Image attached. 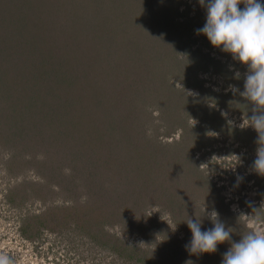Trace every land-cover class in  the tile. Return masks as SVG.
I'll return each mask as SVG.
<instances>
[{"label":"rangeland","instance_id":"rangeland-1","mask_svg":"<svg viewBox=\"0 0 264 264\" xmlns=\"http://www.w3.org/2000/svg\"><path fill=\"white\" fill-rule=\"evenodd\" d=\"M9 1L0 0V124L18 126L37 151L34 159L12 157L0 133V257L11 264H211V253L185 257L192 233L183 220L200 216L207 230L206 213L215 209L233 241L264 231V176L251 169L257 133L238 127L251 104L225 91L230 84L243 91L248 69L196 33L206 22L198 0H12L17 10ZM36 61L37 77L26 68ZM51 81L59 116L41 121L28 113L26 95ZM238 175L242 181L232 182ZM10 190L24 205L10 200ZM43 209L52 222L22 237L21 219ZM85 214L98 215L99 242L120 240L131 252L137 246L139 261L96 242ZM220 245L230 247L217 251Z\"/></svg>","mask_w":264,"mask_h":264},{"label":"clouds","instance_id":"clouds-1","mask_svg":"<svg viewBox=\"0 0 264 264\" xmlns=\"http://www.w3.org/2000/svg\"><path fill=\"white\" fill-rule=\"evenodd\" d=\"M198 2L206 9V22L202 28L195 30L196 33L206 35L214 47L230 53L233 60L247 66L243 91L232 84L228 85L225 91H231L233 95L239 94L251 104V115L244 117L238 127L241 130L251 127L257 133L256 159L251 169L256 174L264 176V2L262 0H198ZM241 4L244 5L243 8L239 7ZM234 75L236 79L241 76L239 71H235ZM187 95L198 94L189 92ZM222 115L227 114L222 112ZM242 179L243 177L237 176L238 182ZM206 215L213 227L203 231L200 216L196 215V219L188 217L183 220L192 233L190 242L185 245L190 254L215 253L218 244L229 242L230 247L223 253L221 264H264V231H249L241 235L238 242L233 241L232 231L226 228L215 209ZM0 264H11V261L6 257H0Z\"/></svg>","mask_w":264,"mask_h":264},{"label":"trees","instance_id":"trees-1","mask_svg":"<svg viewBox=\"0 0 264 264\" xmlns=\"http://www.w3.org/2000/svg\"><path fill=\"white\" fill-rule=\"evenodd\" d=\"M184 0H182V2H183ZM195 2V0H193V3ZM9 3H11V5L9 6V8H10V10H12V8H11V6H13V9L14 10H17L18 9V7L16 6L17 4L16 3H14V2H12V0H10L9 1ZM8 3V4H9ZM184 5H187L188 6V4H187V2H184L183 3ZM205 9V8H204ZM205 11H206V9H205ZM19 12V11H18ZM22 17H24L23 16V14H21V16H20V18H22ZM19 21H21L20 19H19ZM43 39H45V41H46V44L49 42L48 41V39H50V38H43ZM190 59H193V58H191L190 57ZM7 61V59H5V62ZM2 62V61H1ZM33 62V61H32ZM32 62H31V64H32ZM13 63H15V62H13ZM60 63L61 62H58V65H60ZM143 63H144V61H143ZM148 64H149V62H147ZM27 64L28 65H26V68L30 71V73H32V74H34L36 77L38 76V70H39V72L40 71H42V67H39V65L37 64V61L36 62H34L33 63V65L34 66H36V67H30L29 66V62H27ZM177 64L179 65H181V63H177L176 62V64H173V65H168L167 67H168V71H169V68H172L173 69V72L174 71H176L177 70ZM145 65V64H144ZM20 68H24L23 66H20ZM145 68H147L146 66H145ZM179 68V67H178ZM48 69V68H47ZM46 69V70H47ZM46 70H44V71H46ZM167 71V72H168ZM43 72V71H42ZM42 72H40V73H42ZM79 72V71H78ZM157 73V72H156ZM231 73V72H230ZM82 74H83V72H79L78 74H77V77H78V79L79 80H81L82 81ZM162 77V76H161ZM61 78H64V77H61ZM32 79H34V85L35 86H38L39 85V81H38V79L37 78H32ZM242 82V81H241ZM4 84L3 83H0V92H4L5 90H4ZM25 87V85H23V86H21V88H24ZM43 89H41V90H39L37 93H35L34 91H31L29 94H28V96L26 95V97H27V101H26V107H28L29 108V110H28V113H31V114H36V115H38V117H40V119H41V121L43 120V119H45V118H48L49 119V121H52V120H54L55 118L56 119H58V116L59 115H57V114H54L55 113V109H54V107H56V106H54V105H56L57 104V100H55V96L57 97V94H56V92H55V83L53 82V81H51L49 84H45V86H43L42 87ZM42 92H45L46 93V95L47 94H50L51 96L50 97H47V96H45V95H43L42 94ZM59 98V97H58ZM39 106V109H42V110H44L43 112H34V110H32V108L31 107H33V106ZM39 113V114H38ZM47 114H49V115H51L50 117H47ZM0 118H2V116L0 115ZM50 123H53V122H50ZM57 124V123H56ZM60 124H67V118H65V119H63V120H61L60 119V123H59V125ZM58 125V124H57ZM13 129H17V131H13ZM11 131H8L7 130V128H4V127H1V124H0V133L2 134V137L5 139V140H7L9 143H10V145H11V148L9 149V150H11V156L13 157V156H18L20 159H22L23 157H22V153H24V152H28L29 154H30V158L29 159H34L35 157H36V153H35V151H37L36 150V148H32V146H33V144H28L27 142H26V139H32L33 141H34V139L32 138V137H30V135L28 136V134H26V133H19L20 132V130L18 129V126H15L14 128H13ZM128 138H132L134 135L132 134V133H127V135H126ZM135 137V136H134ZM140 138H141V136H140ZM40 139V138H39ZM134 139V138H133ZM142 139V138H141ZM22 140V141H21ZM42 140V139H41ZM135 140V139H134ZM4 144V148L6 149V145H5V142L3 143ZM35 149V150H34ZM33 150V151H32ZM81 150V152H85V150L84 149H80ZM76 153H78L77 151H75ZM102 153V152H101ZM78 156L79 155H76V158H78ZM73 157V156H72ZM105 158L107 159V156H105ZM23 160V159H22ZM73 162V161H72ZM86 162L90 165L91 164V166L92 165H95V167H98L99 168V166L98 165H96L95 163H94V161L93 160H89V157H88V159H86ZM74 163V162H73ZM67 164H69L68 162H67ZM122 173V172H121ZM127 175V174H126ZM128 177L130 176L129 174L127 175ZM237 179V178H236ZM235 178H233V177H231V181L232 182H235V181H237ZM20 184H21V188H29V186L28 185H30L31 183L28 181V180H26V179H22L21 180V182H20ZM35 192L37 193V191L35 190ZM11 194H13L12 196H10ZM17 193H15V192H13L12 190H10L9 191V198H10V200L15 204V205H19V206H22V205H24L23 203L24 202H22V201H20L21 200V198L23 197L21 194H17ZM18 196V197H17ZM39 199L40 200V202H41V205H43V203L45 202L44 201V195H42V196H40L38 193H37V195L35 196V199L34 200H36V199ZM29 201V200H28ZM33 202V199L32 200H30V204ZM45 207L46 206H44V209H45ZM42 210V213H41V215H39L38 214V216L37 215H26V217H24V218H22L21 219V224L18 226V233L22 236V237H25V238H27V239H29V238H31L32 237V235L30 234H28L29 233V231H31L32 230V228H34V230H38V229H35V227L36 228H39L40 226H43V225H46L47 224V221H51L50 219L51 218H49L50 217V215H47L46 214V211L45 210ZM72 209H75L74 207H72ZM78 209V208H77ZM82 209H84V208H82ZM44 211V212H43ZM97 213H104L103 211H101V209L99 210V212H97ZM109 213L110 214H112V213H114V212H112V211H109ZM96 214H89V215H83L84 216V218H87L88 216V218H89V223H91V227H90V229H91V231H94L95 232V234H91L93 237H96V239H97V235L99 234V232L98 231H96V226H99V223H101V222H97L95 219H96V217H98V215L97 216H95ZM106 216V215H105ZM74 218H73V216H70L69 217V219L68 220H73ZM91 219V220H90ZM67 219H64V220H62L61 221V224H63L65 221H66ZM52 222V221H51ZM99 229H100V226H99ZM34 232H36V231H34ZM34 235H35V233H34ZM96 242H99L98 241V239H97V241ZM99 243H101V245H102V247L104 246V247H109L110 246V249L111 250H113L114 251V253H116V255L118 254V255H121L122 253H124V256H126V258L127 257H129V258H134L135 260H137V258L139 257V255L140 256H142V253H141V251L139 250V248L136 246L135 248V251L134 252H131V250H133L134 248H133V246H131V245H126V244H123V246H122V244H121V242H120V240L119 241H117V242H115V241H110V242H108L107 240H104V241H102V242H99ZM220 248H221V251H216L215 253H211V254H208V256H209V259L212 261V263L211 264H218V259H217V257H218V255H220V257H221V259H220V261H222V259H223V253H225L226 251L225 250H223V248L221 247V245L219 246ZM108 249V248H107ZM106 249V250H107ZM131 249V250H130ZM161 252H163V249L161 250ZM200 255V254H199ZM199 255H193V254H190L189 252L188 253H186L185 254V257H191L192 259H195V258H197ZM137 256V258H135ZM202 257H204L205 255H201ZM147 257V256H146ZM216 257V258H215ZM139 259V258H138ZM215 261H214V260ZM148 260V259H147ZM137 261H139V260H137Z\"/></svg>","mask_w":264,"mask_h":264}]
</instances>
